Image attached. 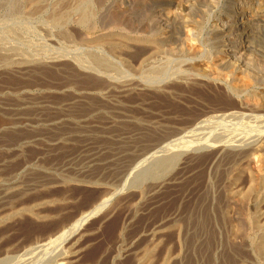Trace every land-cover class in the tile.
Instances as JSON below:
<instances>
[{
    "label": "rangeland",
    "instance_id": "374dc122",
    "mask_svg": "<svg viewBox=\"0 0 264 264\" xmlns=\"http://www.w3.org/2000/svg\"><path fill=\"white\" fill-rule=\"evenodd\" d=\"M62 1L0 0V151H3L0 155H8V161L11 159L12 167L11 172L10 168L8 171L4 170L5 172L0 171V194L8 191L7 197L10 199L3 204L0 203L7 208L0 211V217L9 215L10 207L17 211L37 204L42 201L41 199L63 198L60 204L59 202L56 205L53 204L55 208L52 205L48 208V210L55 211V217L52 214L51 218L38 222L28 216L15 220L16 223L11 224L14 225L13 231L4 244L16 243L19 239L30 241L38 236H45L68 227L82 211L90 209V206L93 207L102 194L108 190L110 196L113 197L108 208L88 221L78 235L76 234L70 241L76 244L77 254L72 252L73 255L70 253L71 256H69L72 260L75 258V261L79 260L77 261L79 264H139V262H142L141 264H264V245H262L264 241L260 238L261 235L257 241L260 239L263 242L260 244L259 241L256 244L260 245L259 248L254 247V251L247 253L245 250L249 249L252 241L244 238L235 243L228 237L229 230L220 226L216 220L217 156L213 150L199 149L203 145L220 140V137L222 139L226 135L223 130L232 131L234 129L236 134L248 135L253 133L256 127L263 126L264 123H261L259 119L252 122L245 118L251 116V113H246L245 117L241 116L238 119L233 117V121L228 118L225 120L218 118L216 119L217 125H212V121L187 129L177 138L164 143L155 151V156L154 152L153 155L148 154L146 158L141 159L142 164L139 160L131 166L119 181L112 176L115 168L113 171L112 169L106 171L112 160L110 155L106 156V153L110 152L105 144L107 139L113 135L106 134L104 128L113 130L118 124L121 125L119 121H135L142 118L145 112L152 115L169 112V109H172L183 114L194 112L198 116L203 111V106L208 105L209 101L220 100L213 98L214 93L208 91L209 89H199L200 97L205 104L197 103L196 100L190 105L171 99L165 101L159 88L155 90L149 87L150 83L144 82L143 79L146 80L152 76L157 78L159 75L160 81H169L170 85L180 86L184 84V81H198L196 77L205 76L206 67H210L208 65L212 57L209 44L202 56L204 62H208L200 63V60L195 59L194 54L191 55L186 49L187 36L192 34L199 38L204 31L208 29L210 31L215 21L226 14L224 8L226 6H222V1L219 0H183L185 4L188 3L186 5L189 9L181 8L174 22V50L167 54H158L157 57L147 62L145 67L139 68L135 63H130L120 51L106 43L92 45L82 43L75 36L74 27L84 29L85 25L91 27L96 23L103 27L102 33L116 36L115 40L125 39L126 36V39L132 40L137 34L129 33L130 31H127L129 27L131 29L148 27L153 22L152 20L159 16L163 6L156 8L154 6H133L132 9L123 7L125 8V10L122 9L123 12L120 11L119 6L114 5L118 0H105L102 2L103 7L98 8L99 5H93L85 15L84 11L83 14L82 11L72 9L75 0H70V6L68 4L70 1L65 0L66 7H69L66 8L67 16L64 20L66 22L59 25L57 20L61 16L59 14L62 12L60 6ZM77 1L79 0L75 3ZM116 8H119V11ZM82 18H88V23L83 25ZM105 28L108 32H105ZM255 48L264 55V40L256 42ZM85 58L91 63H87ZM78 60L83 63L76 68L73 63H77ZM202 64L205 66L201 67ZM251 64L257 82L264 88V59H252ZM71 68L78 74L80 82L85 77L87 80L84 79V82L100 79L103 83L100 85L102 84L100 81V86L91 84L92 88L86 87L87 89L72 87V94L75 93L73 97H76L80 104L86 102L87 99L90 103L92 101L93 106L85 107L88 108L85 112L84 108L67 109L72 98L70 101L57 102V99L54 100L57 96L56 88L49 85V80L55 79V75L59 73V75H66L65 73H69ZM20 70L21 73L17 75V71L20 72ZM32 76L33 78L38 77L31 81ZM210 79L213 78L210 77ZM37 80L41 82L32 83ZM138 84H145L147 88L140 91L143 87ZM138 92L146 94L145 103H141L138 99ZM193 98H198V96H193ZM171 104L174 107H171ZM258 114L262 116L264 112ZM92 119L93 123H91ZM55 120L63 122L59 124ZM82 120H87V122H82ZM103 122L105 123L102 124ZM57 124L59 126L64 124L66 128L71 126L77 133L67 138L62 137L55 142L35 143L36 140L45 139V134L50 136L51 127L56 128ZM75 126L79 128L75 129ZM90 129L97 133L93 132L92 135L88 131ZM18 132H21L20 134L31 133L34 139L29 138L31 142L28 139L29 142L23 140L15 143L17 137L13 138ZM101 132L107 137L105 140ZM88 133L92 135L91 138ZM85 137L87 140L84 139ZM78 138L79 141H77ZM81 138L83 140H80ZM69 139L71 142L74 140L76 142L71 143ZM101 140H104L103 143ZM94 142L97 144L89 145ZM55 145L60 146V149ZM63 145L66 147H62ZM67 149L69 151L65 153ZM82 149L85 153L81 151ZM38 150H41L42 154L39 152L38 155L36 153ZM160 150L162 153L157 155ZM100 152L106 154L105 158L104 155L100 156L103 160L98 158ZM1 164L3 165L4 161L0 162V166ZM18 165H20L19 170H17ZM0 169L3 168L0 167ZM91 171L94 174L90 173ZM98 180L99 182H96ZM92 182L96 187L92 186ZM98 183L105 184L109 189L105 186L103 189V185ZM65 194L68 199L64 198ZM197 218L201 220L200 226L197 225ZM174 224L182 225L180 234L177 229H172ZM242 225L243 229L248 227L246 223ZM197 227L200 228L199 231ZM197 232L201 238L196 235ZM121 233L123 238L119 239ZM160 234L165 237L161 239ZM239 241L243 243L240 244ZM15 248L8 255L4 250L1 252L0 264H31L44 254L42 251L41 255L40 253H36L37 255L29 253L30 255L26 254V256L25 253H19V250ZM134 255H137L138 263Z\"/></svg>",
    "mask_w": 264,
    "mask_h": 264
},
{
    "label": "bare ground",
    "instance_id": "6f19581e",
    "mask_svg": "<svg viewBox=\"0 0 264 264\" xmlns=\"http://www.w3.org/2000/svg\"><path fill=\"white\" fill-rule=\"evenodd\" d=\"M71 1L68 3L69 6H70ZM104 1L105 0H79V1H77V3H75L76 2V0H75L74 5H73L74 8H72V6H71L70 9L72 8V9H76L77 11H82V12L84 11L85 15H86V12L89 11L90 10L89 8L93 7V5H96V4L99 5V6L96 5L98 8L103 7L102 2H104ZM182 1L183 0H181V2H180V0H118V1H116V3L114 5H117V7L119 6V8H121L120 11L122 9L125 10V8H123V7H127L129 9L130 8L132 9L133 6H145V7H147V6L153 7L154 6L155 8L163 6L162 7L163 9L160 10L161 12L159 13V16H157L155 20H152L153 22H151L148 25V27L145 26L146 28H144L142 26L143 29H140L141 27H136L135 29H133V28L131 29V27H129L130 29L127 28V29H129L127 31H130L129 33L137 34V36H133L134 38L132 40L126 39L127 38L126 34H125V36H126L125 39L115 40L116 36L113 37L114 35L111 36L107 33H102L103 27L99 26V24L96 25V23H95V25H92L91 27L85 25L84 29L74 27L75 36L78 37L79 41H82V43H88V44L90 43L91 45L92 44H102V43L105 44L106 43V45H110V46L114 47V49L120 51L122 53V55L124 57H126V59H128V61H130V63L131 62L135 63L136 65H138L139 68L140 67L142 68V67H145V64L147 62H149L152 59H154L155 57H157L158 54H167V52H170V51L172 52L174 50V41H173V35H174L173 28H174V24H175L174 22L177 18V14L181 11V8H184L187 10L189 9V6L186 5L188 3L186 2V4H185ZM219 1H222V6H226V7H224L226 10V14L223 15L224 17L218 18V20L215 21L212 28H210L211 29L210 31L206 27L208 29L207 30L208 32L204 31V33L201 37L197 38V37H195L196 35L194 36L192 34H189L187 36V41H186L187 42V44H186L187 51L191 55L194 54V57H196L195 59L200 60V63H207L208 62V61L204 62V57H202V56L204 55V51H205L204 49L209 44V47H210L209 50L212 53V55H211L212 57L210 58L211 59V62L209 63L210 65H208L210 67H206V70H205L206 71V75H205L206 77L202 75V76L196 77L198 79V81H184V84L183 85L181 84L180 86L170 85L171 83H169V81H164V80L160 81L161 77H158L159 75H157V78L152 76V78H147L146 80L143 79V81L149 82L150 83L149 87H151V88L155 89L158 87L159 88L158 90L161 92V96L163 97V99L165 101L167 99H171L174 101H179V102L186 103L187 105H190V104L194 103L193 102L194 100H196L197 103L205 104L203 99L200 97V92L198 91L199 89H209L208 91H212L214 93L213 98L220 99V100L219 101L214 100L215 102L209 101L208 105L206 104L205 106H203V111L200 114H198V116H196L194 114V112L193 113L190 112L191 114H189L188 112H187L188 114L187 113L183 114V113L174 111L172 109H169V112H161V113L152 114V115H149L145 112L146 114L143 113L142 118H139L135 121H127V122H120L119 121V123H121V125L118 124L116 127L113 128V130L111 128H104L106 134L109 133V134L113 135L111 138L107 139L108 143L105 141L106 147L109 148L108 152H110V153H106L107 155L106 154L105 155L106 156L110 155V158L112 160L111 164H114L116 166V167H112L114 165L111 166V164H110L109 167L106 168L105 165H104V167L106 168V171H109L110 169H112V171H113V168H115L114 172L112 173V176L114 177V179L116 178L117 181L121 180L122 177H124V175L129 170V168H131V166H133L139 160L141 161V164H142L143 160H141V159L142 158L144 159V157L148 156V154H152L154 152V156H155V154H156L155 151H157L164 143L174 139L175 137L177 138L179 135L183 134V132H185L187 129L192 128L195 125H201V123H203V125H204V124L210 123L212 121H213L212 125H214V124L217 125L216 119H218V118L224 119V120L228 118V120L233 121V119L235 117L237 119L240 118L241 116L245 117L246 113H251V116L245 117L246 119H248L252 122L257 121L259 119L261 121V123H264V114H262V116H261V114H258V113L264 112V88L261 87L260 83L257 82L258 80L255 78V71L253 70L252 64H251L252 59H255V60L264 59V55L261 52H258L255 48L256 42H258L262 39L264 40V0H243V1L242 0H219ZM184 5H186V6H184ZM60 6H61L62 12L59 14L61 16L57 20L59 25H61L62 23L65 24V22H66V21L64 22V20L66 19V16H67V13H66V8H67L66 6L67 5H66L65 0H63L61 2ZM164 7H166V9ZM119 8H116V9H118V11H119ZM124 10H122V11L124 12ZM84 12H83V14H84ZM118 16H120V15H118ZM87 19L82 18L83 25L88 23ZM116 20L118 22V18ZM115 26H117V25H115ZM115 29H114V31H115ZM106 31L107 30L105 28V32ZM99 32H100V34H99ZM69 33H71V32H69ZM122 37H124V36H122ZM130 38H131V36H130ZM96 46H98V45H96ZM207 51H206V53H208ZM85 61H87V63H91V61L87 58H85ZM82 63L83 62L81 60H78L77 63L74 62L73 64L76 65L75 66L76 68H78L77 66L82 64ZM204 66H205V64H202L201 67H204ZM20 73H21V70H20V72L17 71V75ZM59 74L55 75L56 77L50 76L51 78L55 77V79L49 80V83H50L49 85L53 86V88L54 87L56 88V89L55 88L54 89L56 90L55 93L57 94V96L54 100L57 99V102L58 101H70V99L72 98L73 100H71V104L68 105V108H67L70 110H72V109H83L84 108L83 111L85 112L88 110V108H85V107H92L93 106L92 101L90 100L91 101V103H90L88 101V99L86 102L80 104V102L77 101V98L73 97V95H75V93L72 94L73 90H71V89L73 86H75L76 88L80 87V89L81 88L84 89L86 87L92 88L91 84H98L99 85L100 81L102 83V80H100L98 78L99 80L91 79L89 81L84 82L83 81L84 79L87 80V78L84 77V79H82V82H80V80H78L79 79L78 74H76L72 68H71V71L69 73H65L66 75H62V74L59 75ZM35 75H38V74H35ZM196 76H198V75H196ZM37 77H35V78H37ZM210 77L213 79H210ZM35 78H33V76H32L31 81H34L33 79H35ZM90 78H88V79H90ZM14 79H16V78H14ZM42 79H44V78H42ZM42 79H40V80H42ZM95 79H96V77H95ZM45 80H47V79L45 78ZM37 82H39V81L37 80L36 82H32V83H37ZM104 82L107 83L106 81H104ZM141 83H143V82H141ZM211 83H213V84H211ZM47 84H48V82H47ZM100 85H103V83ZM138 85L143 87V89L140 91H144L145 88H147V87H145L146 86L145 84H138ZM95 87H97V86H95ZM93 89H94V86H93ZM98 89H100V88H98ZM143 93L138 92L139 98L138 97L137 98L139 100H141L140 101L141 103L146 102V99H145L146 94H143ZM193 96H198V98H193ZM81 100H82V98H81ZM171 107H174V105L171 104ZM149 113L151 114L153 112H149ZM217 114H219V115L221 114L222 116H218ZM85 115H87V114H85ZM48 117H50V116L48 115ZM81 117H82V113H81ZM100 118H103V117H100ZM72 119H73V117H72ZM98 119L97 120L95 119V120L98 121ZM242 119H244V118H242ZM63 120H64V118H63ZM104 120H102V121H104ZM56 121L57 120H55V122ZM61 121H57L56 123L60 124ZM83 121L87 122V120H82V122ZM62 122H61V124H62ZM66 122H68V121H66ZM86 122H84V123H86ZM229 122L231 123V121H229ZM91 123H93V119H92ZM104 123L105 122H103L102 124H104ZM59 124H57L58 126L56 128L52 129V127H51V129H50L51 132L49 131L50 136L48 134L47 135L45 134V136H44L45 139H43L41 141L36 140L35 143L38 142L40 144L44 141L55 142L62 137L67 138L69 136H72V134L75 135L77 133V132H75V130L73 131L74 128L72 129L71 126H70V128H66V126H63L64 124L62 126H59ZM77 125H78V123H77ZM106 125H109V124H106ZM53 127H54V125H53ZM73 127H74V125H73ZM46 128H48V127L46 126ZM46 128H45V131H46ZM78 128L79 127L75 126V129H78ZM82 128L85 129L84 127H82ZM42 129L44 130V126ZM97 130H98V127H97ZM233 130L232 131L231 130L229 131L228 129L226 131L223 130V132H225V134H226L224 136L226 139L222 135V137L224 139L223 138L221 139V137H220V140L209 143L207 145H203L199 149L213 150V151H215L216 156H217V159H216L217 160V169H216V175H217V208H216L217 209V217H216V220L218 221L220 226H223L226 230H229V236L228 237L230 239H232L235 243H237L238 240H241L244 238H247L249 241L251 240L252 243H250L251 245H250L249 249L246 248V250H245L247 253H251L252 250L254 249V247H255V249L259 248L260 245L259 244L256 245V244H257V242L260 241V239H259V241H257V238L260 235H261L260 238L264 241V233H262L263 229H264V125L256 127L255 131L251 134H248V135L236 134V133H234ZM27 131H29V130H27ZM33 131H34V129H33ZM88 131H90V133L92 134L95 130L92 131V129H90ZM102 132H101V134H102ZM18 133H16V135L13 138V139H15V137H17L15 139L16 140L15 143L17 141L22 142L23 140L28 141L29 138L30 139L32 138V140L34 139V137H32L31 133H29V134H28V132L26 134H25V132L23 134H20L21 132H18ZM90 133H88V134H90ZM94 133H97V132H94ZM98 134H99V137L101 139L104 138V140H105L107 138L106 136H104L105 134L104 135L102 134L104 136L103 138H102V136H100L101 135L100 133H98ZM92 135L90 136V138L92 137ZM35 136L38 137L37 135H35ZM30 139H29V141H30ZM70 139H69V141H70ZM84 139L87 140L86 137ZM80 140H83V139L81 138ZM104 140H101V142ZM11 141H13V140H11ZM74 141H72V142L70 141V142L73 143ZM77 141H79V138ZM24 142H26V141H24ZM70 142H67V143H70ZM175 142H176V140H175ZM78 143H80V142H78ZM102 143H101V146H102ZM91 144H97V143H95V142L89 143V145H91ZM44 145L46 146V144H44ZM57 145H59V144H57ZM57 145H55V146L57 147ZM64 146L65 145H63L62 147H64ZM56 147H55V149H56ZM59 147H57V148H59ZM40 148H41V146H40ZM50 148H51V145H50ZM50 148H49V150H51ZM77 148L76 149L74 148V149L77 150ZM33 149H35V148H33ZM68 149L66 151L63 150V152L65 151V153H67V151H69ZM83 149L81 151H84ZM90 149L91 150L93 149V145H92V148H90ZM100 149H101V147H100ZM41 150L43 151V149H41ZM41 150H38V152H36V151L35 152L38 154L39 152H41ZM52 151H53V148H52ZM56 151L58 152V150H56ZM89 151H87V152H89ZM2 152L3 151H0V154ZM96 152H97V149H96ZM101 152H102V150H101ZM8 153H10V152H8ZM11 153H13V152H11ZM83 153H85V151ZM158 153H162L161 150L159 152H157V155H158ZM41 154H42V152H41ZM101 154L98 155V158L100 156L104 155V154H102V155ZM95 155L97 156V154H95ZM105 155H104V158H105ZM0 156H2V155H0ZM12 156H10V158ZM14 156H15V154H14ZM154 156H152V157H154ZM16 157L19 158L17 155H16ZM8 158H9L8 155L2 156V158H0V162L4 161V164L3 165L1 164L2 166H0L3 169H0V171H4V170L8 171V169L10 168V172H11V169H12L11 159L8 161ZM8 163H10V164H8ZM104 163H105V161H104ZM14 164H15V162H14ZM12 166H13V163H12ZM19 166L20 165L17 166L18 168L16 167L17 170H19ZM107 166H108V164H107ZM16 168H14V169L16 170ZM93 171H91L90 173H92ZM92 174H94V173H92ZM87 176H88V174H87ZM94 176H96V175H94ZM101 177L103 180V176H101ZM109 177H111V176H109ZM95 178L97 180V177H95ZM92 179H93V177H92ZM114 179H112V180L114 181ZM108 180H110V179H108ZM113 181H112V183H113ZM93 182H95V181H93ZM96 182H99V180ZM102 182H105V181H102ZM88 184H90V183H88ZM94 184L95 183H93L92 186ZM98 184H100V183H98ZM100 185L101 186L103 185V187L105 186V184H103V183ZM90 187H91V185H90ZM93 187H96V186H93ZM105 187L103 189H105ZM106 188L109 189L108 187H106ZM100 191H102V190H100ZM103 191H105V190H103ZM3 192H5V191H3ZM3 192L0 194V203H2V204L4 202H7L10 200L7 197L8 191L6 193H3ZM16 195H14V196H16ZM47 197H48V195H47ZM64 198H66V194H65ZM112 198L113 197L110 196V193L107 190L106 192H104V194H102L100 199L98 198L99 199V200H97L98 202L97 203L95 202L96 204L93 207L90 206V209H88L86 211H82L80 213V215L77 217V219L72 224H70L68 227H65L59 231L52 232V233L45 235V236H38V237H36L30 241H28L26 239H19L18 241L16 240V243H10L9 242V243L4 244V241L10 237L11 232L13 231L12 228L14 225H11V224L14 222L16 223L15 220L23 219L26 216L32 218L33 220L35 219V221L37 220V222L47 220V219L52 217V214H53V216L55 214L54 213L55 211H53V209L48 210V208L49 207L51 208V205H52V207L55 208L56 206H53V204L56 205L57 202H59V204H60L62 202L63 198L51 197V198H47V199H41L42 201L38 202L37 204L31 205L27 208H23V209L17 210V211L10 207L11 213L9 215L4 214L5 215L4 217H0V257H1V252H3V250H4L5 254L8 255L11 252V250L14 247H16L15 249H18L19 253L20 252L25 253L24 255H26V254L30 255L29 253H35V254L40 253L39 255H41V252L44 251V254L41 257H39L35 263H31V264H79L77 262L79 260L75 261L76 260L75 257H73V258H75V260H72L70 257L71 256L70 253L71 254H72V252L76 253V250H75L76 244L70 243V241L72 240V238L76 234L78 235V232L84 227V225L88 221H90L95 216L101 214L102 212H104L108 208L110 202L112 201ZM66 199H68V198H66ZM18 201H19V199H18ZM64 202H66V201H64ZM57 206H58V204H57ZM6 209L7 208L5 206L0 204V211L6 210ZM242 223L243 224L246 223L248 225V227H247L248 229L246 228L245 225L244 226L246 229H243ZM200 224H201V220L199 218H197V225L200 226ZM9 225H11V226H9ZM164 225H166V224H164ZM166 226H164V227H166ZM171 227H169V228L171 229ZM173 228L177 229L179 234H180V232H182V225L178 226V225L174 224V227H172V229ZM197 228H196V230H197ZM199 230H200V228H198V231ZM122 233L120 234V237L118 236L119 239L123 238ZM196 235L200 236V238H201V235H199V232H197ZM164 237L165 236H162L161 239ZM239 242H240V244L243 243V241H239ZM262 242L260 241L259 243L261 244ZM262 245H264V243ZM149 254H151V253H149ZM146 255H148V254H146ZM134 256L136 257L137 255H134ZM138 256H140V255H138ZM136 258H135L137 260L136 262L138 263V261H139L138 257H136ZM141 263L142 262H139V264H141Z\"/></svg>",
    "mask_w": 264,
    "mask_h": 264
}]
</instances>
